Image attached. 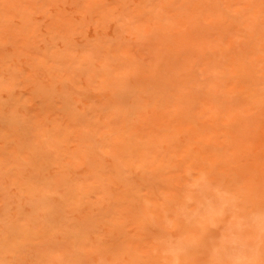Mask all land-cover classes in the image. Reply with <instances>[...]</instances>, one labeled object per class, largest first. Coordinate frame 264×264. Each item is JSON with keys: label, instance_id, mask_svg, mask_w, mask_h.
<instances>
[{"label": "rangeland", "instance_id": "1", "mask_svg": "<svg viewBox=\"0 0 264 264\" xmlns=\"http://www.w3.org/2000/svg\"><path fill=\"white\" fill-rule=\"evenodd\" d=\"M0 264H264V0H0Z\"/></svg>", "mask_w": 264, "mask_h": 264}]
</instances>
